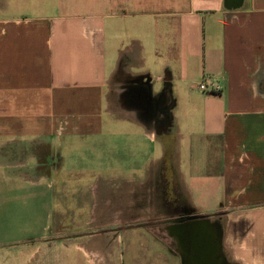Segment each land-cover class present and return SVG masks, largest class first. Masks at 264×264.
<instances>
[{
    "label": "crops",
    "instance_id": "1",
    "mask_svg": "<svg viewBox=\"0 0 264 264\" xmlns=\"http://www.w3.org/2000/svg\"><path fill=\"white\" fill-rule=\"evenodd\" d=\"M192 219L264 264V0H0V264H183Z\"/></svg>",
    "mask_w": 264,
    "mask_h": 264
},
{
    "label": "water",
    "instance_id": "2",
    "mask_svg": "<svg viewBox=\"0 0 264 264\" xmlns=\"http://www.w3.org/2000/svg\"><path fill=\"white\" fill-rule=\"evenodd\" d=\"M172 229H178L179 233L185 230L189 231L188 236H183L186 240L180 243L183 251V264H191L190 260L198 257L202 263L206 259L208 261L205 260V262L209 264H227L221 255L219 231L210 229L207 220L192 219V221L182 223V225H174ZM200 232L205 235L200 234ZM188 247L191 250V254L188 252Z\"/></svg>",
    "mask_w": 264,
    "mask_h": 264
},
{
    "label": "rangeland",
    "instance_id": "3",
    "mask_svg": "<svg viewBox=\"0 0 264 264\" xmlns=\"http://www.w3.org/2000/svg\"><path fill=\"white\" fill-rule=\"evenodd\" d=\"M154 152V148H152ZM66 206L71 213V219L73 218L74 222H69L68 219L62 225L66 226L65 232L67 234L75 232H93V224L91 223V216L88 213V202L83 200L82 204H78V197H66L64 199ZM151 226H156L157 223H150ZM173 246V245H172ZM174 247V246H173Z\"/></svg>",
    "mask_w": 264,
    "mask_h": 264
},
{
    "label": "built area",
    "instance_id": "4",
    "mask_svg": "<svg viewBox=\"0 0 264 264\" xmlns=\"http://www.w3.org/2000/svg\"><path fill=\"white\" fill-rule=\"evenodd\" d=\"M197 89L200 92L216 93L219 91L218 85H212L208 80L204 79L197 84Z\"/></svg>",
    "mask_w": 264,
    "mask_h": 264
},
{
    "label": "flooded vegetation",
    "instance_id": "5",
    "mask_svg": "<svg viewBox=\"0 0 264 264\" xmlns=\"http://www.w3.org/2000/svg\"><path fill=\"white\" fill-rule=\"evenodd\" d=\"M182 221V220H181Z\"/></svg>",
    "mask_w": 264,
    "mask_h": 264
}]
</instances>
